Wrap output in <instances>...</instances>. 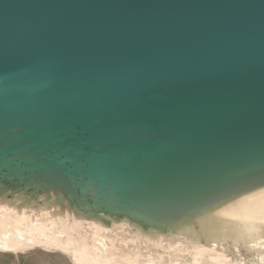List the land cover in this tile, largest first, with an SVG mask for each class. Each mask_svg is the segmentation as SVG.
I'll use <instances>...</instances> for the list:
<instances>
[{"label": "water", "instance_id": "1", "mask_svg": "<svg viewBox=\"0 0 264 264\" xmlns=\"http://www.w3.org/2000/svg\"><path fill=\"white\" fill-rule=\"evenodd\" d=\"M262 195L264 0H0V216L97 256L264 264V232L223 224Z\"/></svg>", "mask_w": 264, "mask_h": 264}, {"label": "bare ground", "instance_id": "2", "mask_svg": "<svg viewBox=\"0 0 264 264\" xmlns=\"http://www.w3.org/2000/svg\"><path fill=\"white\" fill-rule=\"evenodd\" d=\"M230 210L233 211H229L226 214V220L223 221L228 231L239 227H246L248 230L264 232V195L256 199L254 198L251 201L247 200ZM67 236L72 237L70 233H67ZM84 245L85 243L83 242L67 241L58 236H44L40 231L34 229L32 226H28V224H20L8 216H0V251L16 252L41 247L47 250H60L70 255L73 264H144L134 259L131 255H123V257H120L110 252L97 256L90 248H86ZM214 251V249L204 246L195 248L196 255H199L200 258L203 255H208V259L217 262V264H224L228 260L227 257L218 252H215L213 256L210 255ZM183 263L180 262L179 264ZM234 264L248 263L236 261Z\"/></svg>", "mask_w": 264, "mask_h": 264}, {"label": "rangeland", "instance_id": "3", "mask_svg": "<svg viewBox=\"0 0 264 264\" xmlns=\"http://www.w3.org/2000/svg\"><path fill=\"white\" fill-rule=\"evenodd\" d=\"M0 264H73V262L70 255L60 250L35 247L16 252L0 251Z\"/></svg>", "mask_w": 264, "mask_h": 264}]
</instances>
